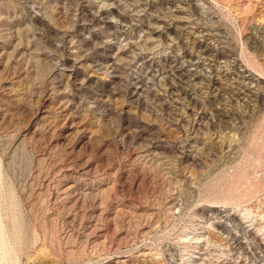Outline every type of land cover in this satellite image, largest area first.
Masks as SVG:
<instances>
[{"label": "rangeland", "instance_id": "374dc122", "mask_svg": "<svg viewBox=\"0 0 264 264\" xmlns=\"http://www.w3.org/2000/svg\"><path fill=\"white\" fill-rule=\"evenodd\" d=\"M0 264H264V0H0Z\"/></svg>", "mask_w": 264, "mask_h": 264}]
</instances>
